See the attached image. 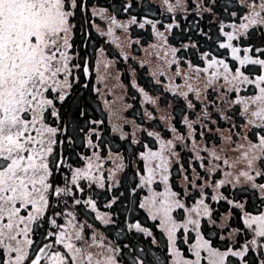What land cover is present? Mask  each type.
I'll use <instances>...</instances> for the list:
<instances>
[{"label":"snow or ice","instance_id":"6c2138e0","mask_svg":"<svg viewBox=\"0 0 264 264\" xmlns=\"http://www.w3.org/2000/svg\"><path fill=\"white\" fill-rule=\"evenodd\" d=\"M0 264H264V0H0Z\"/></svg>","mask_w":264,"mask_h":264},{"label":"trees","instance_id":"16d2710c","mask_svg":"<svg viewBox=\"0 0 264 264\" xmlns=\"http://www.w3.org/2000/svg\"><path fill=\"white\" fill-rule=\"evenodd\" d=\"M138 30L133 29V33L135 34ZM150 42V37L147 33L144 34V45L143 46H133V48L130 50L131 55L129 60L125 61L123 58L119 57V49L114 48L113 50V59H117V63L112 69V75L109 77L107 83L110 82L113 84H116L117 81L115 79L116 75L119 74V85L113 90V100H115V104L117 107L122 106L123 103L131 104L133 107L131 109L124 110V115L127 116L129 119L136 118L137 122H143L145 123V126L148 125V121L143 120V113L145 110L153 111L154 115L158 118V115L155 114V106L148 102L141 103L142 97L141 94L138 91V88L132 86L133 79L136 80V83L139 87L145 88L146 91L149 92L150 95H159L160 89L159 86L155 84V81L152 79L151 72H150V65H144L141 66L139 61L141 59H145V52L142 50L144 46L147 45V43ZM152 60V63L155 64L156 61L154 58H148ZM125 62L128 63V66L125 65ZM149 67V71L147 68ZM128 69H135V72L132 71L128 73ZM109 97V94L107 95ZM116 97H124L123 100L116 99ZM112 99V94L110 96ZM164 99V98H163ZM162 99V100H163ZM170 99L168 100L169 103ZM167 102H164V105H166ZM176 119L174 120V123H176V126L178 129H183L181 124L179 123L180 115L178 113L179 106H176ZM153 127H155V124H153ZM162 128V126L160 125ZM169 135H171L169 133ZM126 147V145H125ZM188 157L185 156V160ZM173 172H175V169H173Z\"/></svg>","mask_w":264,"mask_h":264},{"label":"rangeland","instance_id":"374dc122","mask_svg":"<svg viewBox=\"0 0 264 264\" xmlns=\"http://www.w3.org/2000/svg\"><path fill=\"white\" fill-rule=\"evenodd\" d=\"M99 23H100V21H99ZM98 23V24H99ZM104 25V24H103ZM106 26V25H105ZM96 34V33H95ZM117 35H119V36H121V39H123V34L122 33H120L119 31L117 32ZM99 37V36H98ZM101 38H103V37H101ZM105 44L106 43V41L105 40H103V39H99L98 40V42H97V44ZM101 46V45H100ZM99 46V47H100ZM99 47H97V48H99ZM93 62H94V58H93ZM125 65L126 66H128V63L127 62H125ZM147 70L149 71V67L147 68ZM101 73H103L104 72V70H103V68L101 67ZM132 71V69H128V73L129 72H131ZM92 79H94L95 81H96V75H95V67H93V75H92ZM102 87H103V85H101ZM161 87V86H160ZM162 88V87H161ZM163 89V88H162ZM161 92H163V94H164V99L162 100V102L160 101V108L161 109H163L165 106L162 104V103H164V102H168V100H169V98H168V96L166 95V93L164 92V90H160ZM159 95H161V93L159 94ZM169 103H172L173 105H174V107H176V106H179V109H180V106L181 105H179L175 100H170L169 101ZM178 113H179V110H178ZM155 114L156 115H158V117H159V115L161 114L160 112H158V111H155ZM175 119H176V116H175ZM180 119H181V117H180ZM161 126L163 127V124H161ZM182 127H183V125H181ZM226 127V126H225Z\"/></svg>","mask_w":264,"mask_h":264},{"label":"flooded vegetation","instance_id":"af4514ba","mask_svg":"<svg viewBox=\"0 0 264 264\" xmlns=\"http://www.w3.org/2000/svg\"><path fill=\"white\" fill-rule=\"evenodd\" d=\"M93 2L95 3L96 0H93ZM111 2H112V0H99V4H100L101 6H106L108 3H111ZM99 21H100L101 25L104 24V22H102L99 18H97L96 22L99 23ZM100 23H99V24H100ZM93 36H94V38H95V40H96L97 42H98L99 39L108 40L107 37H103V38L98 37V36L95 34V30H93ZM96 47H98V44H97V43H96Z\"/></svg>","mask_w":264,"mask_h":264}]
</instances>
